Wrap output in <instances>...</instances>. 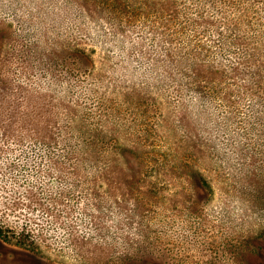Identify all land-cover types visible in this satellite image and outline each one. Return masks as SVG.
<instances>
[{"label":"rangeland","instance_id":"rangeland-1","mask_svg":"<svg viewBox=\"0 0 264 264\" xmlns=\"http://www.w3.org/2000/svg\"><path fill=\"white\" fill-rule=\"evenodd\" d=\"M0 264H264V0H0Z\"/></svg>","mask_w":264,"mask_h":264},{"label":"trees","instance_id":"trees-1","mask_svg":"<svg viewBox=\"0 0 264 264\" xmlns=\"http://www.w3.org/2000/svg\"><path fill=\"white\" fill-rule=\"evenodd\" d=\"M172 9H174V8H172Z\"/></svg>","mask_w":264,"mask_h":264}]
</instances>
